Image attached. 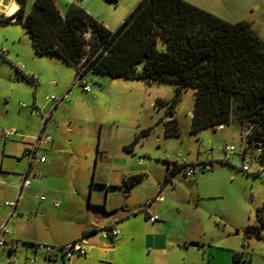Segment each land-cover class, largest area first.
<instances>
[{
  "label": "rangeland",
  "instance_id": "1",
  "mask_svg": "<svg viewBox=\"0 0 264 264\" xmlns=\"http://www.w3.org/2000/svg\"><path fill=\"white\" fill-rule=\"evenodd\" d=\"M139 1L55 0V4L62 16L74 4L113 32ZM183 1L227 23H246L264 42V0ZM33 2L26 1L24 15L30 12ZM2 48L9 52V57L7 60L0 58V162L1 158L4 159L0 168V187L3 185L13 190L21 181L27 163L22 151L30 147L28 138L36 137L41 125V118L31 108L34 100L38 109L45 113L53 106L47 97L59 100L66 93L68 98L54 111L52 118L58 123L49 122L46 126L45 134L51 136V142L39 151L46 164L34 166L32 174L35 177L30 176L31 189L25 190L21 198L20 207L25 205V208L18 211V216L8 226L15 240L26 243L35 233L45 235L47 227L49 235L53 229L71 225L68 215H65L67 219L59 218L62 211L93 219L105 215L103 201L99 203L105 198L104 193L100 194L104 187L99 180L105 177L107 170L97 159L100 128L136 131L137 135L145 130L150 137L145 141L141 136L138 145L141 147L144 143V149L153 154L157 151L154 131L158 132V127L163 125L162 118L170 117L166 113L168 105L157 104L155 98L160 96L167 103L175 92L173 86L167 84H149L101 74L84 76L90 88L89 92H84L82 86L75 83L74 68L55 55L36 54L21 24H0V50ZM14 65L23 66L26 74L34 73L39 84L34 87L28 78L16 73ZM193 104L194 91L182 90L173 109L180 136L171 141L179 142L185 138L196 152L203 155L211 151L221 159L225 157V146H233L239 152L243 141L235 124H227L222 130L205 129L195 135L190 133ZM21 105L27 108H21ZM149 126L152 127L148 129ZM3 131H15L18 137L2 140ZM145 158L147 155L139 159ZM249 165L252 174L244 173L242 161L232 155L227 163L218 162L211 172L193 179L180 174L181 180L193 190H190L192 198L191 194L182 198V210L189 212L198 226L195 234L207 244L212 242L223 247L218 251L220 254L229 253L226 248L231 246L240 256L238 263L230 260L231 264H264V224L260 230L261 238L247 237L244 232L247 226L257 225L259 216L264 220V171L255 162ZM214 172L215 176H212ZM199 178L202 180L197 184ZM54 203L60 206L56 208ZM138 225L143 227L141 222ZM104 233L106 231H99L97 235ZM40 243L44 244L43 241ZM0 253L3 264L7 261L25 264V258L33 257L31 247L25 249L24 243H19L11 257H7L5 250ZM122 253L123 257H113L108 264H224L216 262L218 257L207 261L205 256L187 252L185 248L177 249L175 245L166 254L153 256L147 255L138 242H134L124 247ZM37 258L36 264H42L40 255Z\"/></svg>",
  "mask_w": 264,
  "mask_h": 264
},
{
  "label": "trees",
  "instance_id": "2",
  "mask_svg": "<svg viewBox=\"0 0 264 264\" xmlns=\"http://www.w3.org/2000/svg\"><path fill=\"white\" fill-rule=\"evenodd\" d=\"M14 1L18 10L1 17L0 24H21L37 55H55L82 77L101 74L173 86L174 97L157 102L168 105L167 137L180 136L173 109L180 92L192 89L191 134L236 122L241 138L250 129L242 138L247 146L260 143L264 149V42L246 23H227L183 0H140L112 32L74 4L62 16L55 0H34L24 15L27 0ZM252 162L264 171V154ZM177 173L173 163L164 182ZM143 178L130 176L122 187L129 191ZM263 221L259 216L257 225L247 226L246 236L261 238ZM232 260L238 263L239 254Z\"/></svg>",
  "mask_w": 264,
  "mask_h": 264
},
{
  "label": "crops",
  "instance_id": "3",
  "mask_svg": "<svg viewBox=\"0 0 264 264\" xmlns=\"http://www.w3.org/2000/svg\"><path fill=\"white\" fill-rule=\"evenodd\" d=\"M17 10L18 6L14 0H0V17H11ZM6 52L7 56L3 60H7L9 57V52L7 50ZM27 75L28 76L25 78H28L34 87L39 84L38 78L34 73L30 72V75ZM32 78H36L34 83L31 81ZM64 95L67 96L66 93L62 96ZM155 99L157 101H164L160 96H156ZM48 103H50V101H48ZM59 105L60 103L55 107L52 106L45 112L52 110L53 115ZM31 108L32 110H34V108L38 109L35 100ZM191 116L192 114L190 118ZM170 119V117L166 119L162 118V123ZM229 124H235L237 126L238 135L240 136L239 125L236 122H231ZM151 127L152 126H149L148 129ZM158 128V132H156L157 130L154 131V142L157 151L153 154L144 149V143H141V147H139L138 143L141 136L137 135L136 131H125L120 129L105 130L102 127L100 128L97 144V159H100V164L102 167L105 166L107 170H105V177H101L99 180L100 184L104 187V192H100V194L104 193L105 196L104 199H100L99 203L103 201L105 215H98L97 219L91 217L87 218L89 216L85 215L83 217L81 216V218L62 211L59 218L62 216L67 219L65 215H68V223L71 225L53 229L49 235L48 231L50 229L47 227V233H45V235L40 232L35 233L33 237L28 238L26 243L15 240L13 234L12 240L17 243L28 245H49L54 247H61L68 243L79 241L85 251L84 256H77L76 258L79 259H75L74 257L70 262L62 263L61 259L55 258L52 263L41 261L42 264H108L109 262L107 261H110L113 257H123V248L128 246V244H134V242H138L141 249L147 252V255H164L169 249L172 247L174 248L175 245L177 249L185 248L187 252H197V254L205 256L207 261H212V259L218 257L216 262L222 261L224 264H231V261H233L232 256L235 253L237 254V252L231 248V246H227L226 249L229 253H218V251L221 250L220 248L223 247H219L212 242H208L207 244L205 243L207 241L198 237L195 234L198 226L195 224L193 217H191L189 212L182 210V198L187 196V194H191V188H188L185 181L183 182L180 178L183 175L181 176L180 173H177L168 183L164 182L166 174L173 163L191 165L208 163L212 165L213 168L216 163L220 162V156H214L211 154V151H207L202 155L191 148L192 143L189 144V140L185 141V138H183L179 142L178 140L171 141L177 137H167L163 125ZM222 129H224V126L216 130ZM142 132H145V130H142L141 133ZM13 136L18 137L17 134ZM34 137L35 136L28 138L30 142H32ZM149 137V134H145L144 140H148ZM1 138L2 140L9 139H4L2 135ZM241 140L243 141L242 138ZM25 150L26 148L22 151L23 157ZM239 152H236L234 155H237L242 161ZM146 155L147 158H145V160L139 159L140 156L146 157ZM137 156L139 158H137ZM3 160L4 159L1 158L0 168H2L4 164ZM44 164H46V161L44 163H33L30 168V176L35 177V175L32 174L35 165L43 166ZM168 164L171 165L169 166ZM215 173L216 172H214L212 176H215ZM138 174L144 175L142 182L132 187L129 191H125L122 187L124 180ZM194 177L195 176L190 179ZM201 180L202 178H199L197 184H199ZM193 183H196L195 180H193ZM18 187L13 190L6 189L3 185L0 187V223L7 219L9 213L5 205L4 207L7 208L6 211L4 207H2V201H4L3 203L13 201ZM30 187L26 190L31 189ZM191 192H193V190H191ZM190 197L192 198L193 194H191ZM3 198L4 200H2ZM22 199H20L17 204L16 216H18V211H21V208H25V205L20 207ZM41 201H45V199ZM146 206L148 207V214L158 218L156 222H149L147 216L142 212V209ZM14 219L15 217L9 220L8 226ZM139 222L142 223V228L139 227ZM110 227H115L119 231L117 237L103 239V234L101 236L99 234L97 235L99 231H106ZM91 231H93L94 234L86 235V233ZM42 241L44 244L40 243ZM12 255L13 253H10L7 257H11ZM0 258H2L1 253ZM25 260V264H29L26 258ZM13 263V261H7L5 264Z\"/></svg>",
  "mask_w": 264,
  "mask_h": 264
},
{
  "label": "built area",
  "instance_id": "4",
  "mask_svg": "<svg viewBox=\"0 0 264 264\" xmlns=\"http://www.w3.org/2000/svg\"><path fill=\"white\" fill-rule=\"evenodd\" d=\"M85 39L88 40L90 38V34L86 33L84 35ZM7 56V52L5 49L0 50V58L5 59ZM14 68L16 70V73L23 77H27L28 75L24 73L23 66L20 65H14ZM36 78H32L31 81L34 83ZM75 83L82 86L84 92H89L90 88L87 84V82L84 80V77H82L81 72L76 73L75 77ZM48 101L53 103V107L61 103L62 101L67 99V96H62L59 100H56L54 97H47ZM21 108H26L25 105H21ZM34 114L41 118V125L39 129V133L36 137L33 138L30 147L26 148L24 151V158L27 160V166L25 169V172L21 176L20 185L17 189L15 199L13 201H7L4 203V205L9 209L8 217L5 221L0 223V251L5 250L7 255H10V253H15V251L18 248L19 243L12 240V231L8 228L9 220H11L13 217L16 216V208L19 200L21 199L24 190L28 189L31 185L30 182V168L33 163L39 162L44 163L46 159L40 155V149L42 146H45L51 142V136L45 134L46 126L49 122H52L54 124L58 123L56 119H53L52 110L47 111L43 113L42 111L38 110L37 108H34ZM15 131H4L2 133V137L4 139H8L10 136L15 135ZM250 134V129H246L242 133V138L246 140V137ZM258 147H252L251 145L247 146V144L244 143V146L242 150L239 152V155L242 159V171L246 174H252L250 169V162H252L255 158L260 157L264 154V149L260 145V143L257 144ZM224 153L225 157L220 160L222 163H227L228 157L232 156L236 153V150L233 146H225L224 147ZM179 168L180 174H182L185 177L191 178L193 176H196L198 174H203L206 172H209L212 170V165L208 163L199 164V165H191V164H185V163H177L176 164ZM263 171V170H261ZM41 200H44V198H41ZM59 203H54V207H58ZM142 212L147 216V219L149 222L154 223L158 220L156 216H150L148 214V207H144L142 209ZM119 235V231L115 227H110L106 230V233L102 235L103 239H109V238H115ZM25 249H28L31 247L33 252V257L30 259H27V262L29 264H35L38 260V255H40L41 261H47L49 263H52L55 258L61 259V262H70L74 257L78 256H84L85 251L81 246V243L79 241L68 243L61 247H54L49 245H28L24 244ZM0 264H3L0 261Z\"/></svg>",
  "mask_w": 264,
  "mask_h": 264
}]
</instances>
